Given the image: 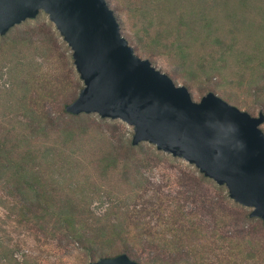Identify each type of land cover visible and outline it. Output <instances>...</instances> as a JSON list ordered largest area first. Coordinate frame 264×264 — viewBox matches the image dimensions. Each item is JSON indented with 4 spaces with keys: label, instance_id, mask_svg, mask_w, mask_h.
I'll list each match as a JSON object with an SVG mask.
<instances>
[{
    "label": "rangeland",
    "instance_id": "1",
    "mask_svg": "<svg viewBox=\"0 0 264 264\" xmlns=\"http://www.w3.org/2000/svg\"><path fill=\"white\" fill-rule=\"evenodd\" d=\"M105 2L137 57L194 101L212 92L251 116L261 112L264 135V0ZM6 33L0 39V264H89L124 247L138 264H264V226L223 185L150 143L125 151L121 138L130 140L131 126L118 119L67 115L64 106L82 81L45 13ZM63 125L72 130L67 143ZM103 155L115 159L104 170ZM27 169L37 198L16 176ZM61 202L74 209L72 219L92 242L96 226L112 223L119 241L105 249L71 237L57 223Z\"/></svg>",
    "mask_w": 264,
    "mask_h": 264
},
{
    "label": "water",
    "instance_id": "2",
    "mask_svg": "<svg viewBox=\"0 0 264 264\" xmlns=\"http://www.w3.org/2000/svg\"><path fill=\"white\" fill-rule=\"evenodd\" d=\"M38 11L69 47L82 81L64 106L67 113H95L126 123L131 145L147 142L192 164L264 226L261 112L251 116L212 92L192 100L184 86L133 53L105 0H0V35ZM89 264L138 263L119 253Z\"/></svg>",
    "mask_w": 264,
    "mask_h": 264
},
{
    "label": "trees",
    "instance_id": "3",
    "mask_svg": "<svg viewBox=\"0 0 264 264\" xmlns=\"http://www.w3.org/2000/svg\"><path fill=\"white\" fill-rule=\"evenodd\" d=\"M253 1H256V0H253ZM262 7H264V5ZM6 38H7V33H5L2 36H0V39L2 41H5ZM67 115L71 119L76 120V121L78 119H80L81 116H84L83 113H78V114L67 113ZM60 132H61L62 142L67 143V141H69L71 139V136H72L71 128L66 126V125H63L60 128ZM121 144L124 147L125 151L128 150V149L134 150L136 148H140V146H138L137 144L136 145H131L130 140L126 139V138H121ZM114 161H115V159H110V158L107 160L106 155H103L102 157H100L98 159V162L100 163L99 167L102 168V170H104L109 165H112V163ZM16 176L17 177H22V178H19V179H21L23 181V184L25 186H27V188L25 190V193L30 198H32V197L37 198L38 197L37 196L38 195L37 188H35L34 185L30 184L31 173L29 172V170L28 169L25 170L23 172L22 176H19V174H16ZM21 192H23V190H21ZM22 198L26 199L27 197L23 196ZM70 208L67 209V204L64 203V202H61V206H59V208H58V220H57V223H59V225L62 224L65 228H67L68 232L71 233V237L76 238L79 241H82L84 243H88L90 246H93L95 242H98L100 245L105 246L104 247L105 249H108L114 243H117V241H119V237H120L121 231H120V229L118 227V224L112 223V224H99L98 226H96L95 230L97 231V234L94 236L95 241L92 242L90 240V238L87 236V234L83 230H81V228L79 227L80 224H78L74 219H72V213H73L74 209L73 208L70 209ZM88 229H89V231H91L90 228H88ZM94 247L96 248V246H94ZM119 253H124V254H126L128 256V254L130 252H129V250H127L124 247V249H121V251L117 252V254H119ZM98 255H100V254H96V256H98Z\"/></svg>",
    "mask_w": 264,
    "mask_h": 264
}]
</instances>
